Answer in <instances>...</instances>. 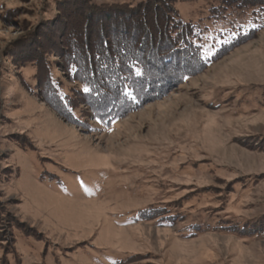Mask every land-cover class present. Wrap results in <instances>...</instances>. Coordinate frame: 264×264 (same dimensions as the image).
<instances>
[{
    "label": "rangeland",
    "instance_id": "1",
    "mask_svg": "<svg viewBox=\"0 0 264 264\" xmlns=\"http://www.w3.org/2000/svg\"><path fill=\"white\" fill-rule=\"evenodd\" d=\"M58 1L0 0V264H264V234L211 227L264 213V11L208 21L212 0H177L209 62L95 111L60 68ZM37 51L76 119L44 99Z\"/></svg>",
    "mask_w": 264,
    "mask_h": 264
},
{
    "label": "trees",
    "instance_id": "2",
    "mask_svg": "<svg viewBox=\"0 0 264 264\" xmlns=\"http://www.w3.org/2000/svg\"><path fill=\"white\" fill-rule=\"evenodd\" d=\"M176 1L143 0L133 5L58 1L62 4L63 19L59 21V42L52 44L58 49L60 68H65L68 78L80 86L83 98L95 111L96 107L105 105L109 110L133 107L145 100L144 97L160 95L184 67L196 69L209 62L200 40L205 25L201 28L182 20L174 6ZM250 8L257 9L255 16H258L259 11H264V0H212L206 18L223 21L234 12ZM234 21V28L243 22ZM247 29H244L246 32L236 31L240 33L238 37H242L238 40L252 33ZM220 49L218 53L224 47ZM40 51L30 60L37 65L35 72L42 82L40 92L62 116L76 119L70 114L73 105L67 96L69 89L59 82L55 72H51L57 66L50 63L58 62L57 59L43 57L44 52ZM85 87L90 91L85 92ZM190 225L194 230L191 233H196L195 222ZM211 227L248 237L261 236L264 234V213L240 225L216 221Z\"/></svg>",
    "mask_w": 264,
    "mask_h": 264
},
{
    "label": "snow or ice",
    "instance_id": "3",
    "mask_svg": "<svg viewBox=\"0 0 264 264\" xmlns=\"http://www.w3.org/2000/svg\"><path fill=\"white\" fill-rule=\"evenodd\" d=\"M137 74L139 75V72H137ZM185 78H186V77H185ZM84 91H85V92H88V91H90V89L87 88V87H85V88H84Z\"/></svg>",
    "mask_w": 264,
    "mask_h": 264
}]
</instances>
